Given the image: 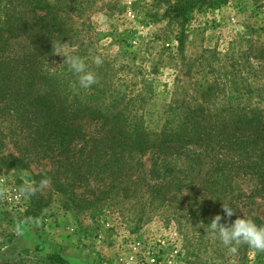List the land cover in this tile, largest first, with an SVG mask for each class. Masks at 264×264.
I'll use <instances>...</instances> for the list:
<instances>
[{
    "label": "trees",
    "instance_id": "1",
    "mask_svg": "<svg viewBox=\"0 0 264 264\" xmlns=\"http://www.w3.org/2000/svg\"><path fill=\"white\" fill-rule=\"evenodd\" d=\"M78 2L0 0V143L13 142L16 151L0 156V170L46 163L54 189L68 194L77 209L95 213L122 199L137 207L139 225L147 207L157 204L175 214L188 211L210 230L212 219L224 215L223 202L237 207L238 178L254 180L255 193L264 196V84L250 79L264 70V44L251 42L246 52L226 55L219 67L203 64L190 100L174 99L160 111L148 107L141 92L116 86L105 61L97 67L84 58L98 82L83 89L65 58L58 60L65 49L70 52L64 56L83 58L85 45L73 20ZM155 114L160 118L152 122ZM188 149L198 155L187 156ZM147 154L156 159L151 174L171 176V184L182 189L173 193L169 182L151 183L142 161ZM184 154L188 164L177 172L173 164ZM193 174L202 179L193 183ZM78 189L89 194L80 204Z\"/></svg>",
    "mask_w": 264,
    "mask_h": 264
},
{
    "label": "rangeland",
    "instance_id": "2",
    "mask_svg": "<svg viewBox=\"0 0 264 264\" xmlns=\"http://www.w3.org/2000/svg\"><path fill=\"white\" fill-rule=\"evenodd\" d=\"M78 4L73 20L81 30L85 50L80 52L86 62L102 56L116 86L128 94L141 92L147 106L160 111L164 104L193 94L203 64L219 67L226 55L246 52L251 42L264 44V0H79ZM182 33L186 38L180 50ZM250 79L263 85L264 70ZM159 116L155 114L152 122ZM14 144L2 140L0 156H16ZM188 150L187 156L198 155L195 149ZM184 156L173 164L177 172L188 164ZM155 160L152 154L142 159L148 180L169 182L173 193L182 189L171 184V176L151 174ZM45 170H50L48 165L37 162L0 170V264H57L50 261L52 256L64 259L63 264H264V255L254 249L229 253L211 229L185 210L175 214L171 207L156 204L154 209L147 207L140 225L137 207L122 199L99 212L79 210L68 194L54 189ZM202 174L198 179L191 175L193 183ZM43 179L49 183L41 188ZM233 187L237 216L264 221V196L255 193L256 182L238 178ZM76 193L81 195L76 204L89 198L84 189Z\"/></svg>",
    "mask_w": 264,
    "mask_h": 264
},
{
    "label": "clouds",
    "instance_id": "3",
    "mask_svg": "<svg viewBox=\"0 0 264 264\" xmlns=\"http://www.w3.org/2000/svg\"><path fill=\"white\" fill-rule=\"evenodd\" d=\"M56 53L60 54L59 52ZM64 58V63L77 77L81 88L89 89L98 82L96 74L88 69L84 58L78 55L64 56ZM93 63L99 67L104 63V60L102 56L96 55L93 57ZM48 183V179H43L40 182V187H47ZM29 190L34 191L31 188ZM223 213V216L217 214L207 226L229 253H237L240 245H247L251 249L264 251V225H257L252 218L245 214L242 218L237 216L233 220L232 217L236 215L235 210L224 202ZM225 218L227 222L222 223L221 221Z\"/></svg>",
    "mask_w": 264,
    "mask_h": 264
}]
</instances>
